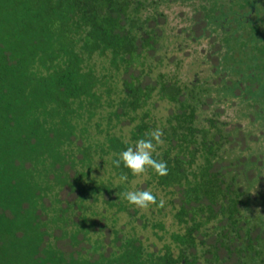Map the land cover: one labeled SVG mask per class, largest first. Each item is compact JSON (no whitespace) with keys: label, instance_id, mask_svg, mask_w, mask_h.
<instances>
[{"label":"trees","instance_id":"obj_1","mask_svg":"<svg viewBox=\"0 0 264 264\" xmlns=\"http://www.w3.org/2000/svg\"><path fill=\"white\" fill-rule=\"evenodd\" d=\"M155 1L0 0V264H219L233 254L240 264H264V229L257 222L243 225L238 205L247 197L239 190L237 173L222 167L223 160L237 164L229 153L224 156L226 134L218 125H195L200 93L189 91L188 100L175 82L148 75L154 73L146 64L149 54L163 47V13ZM96 57L106 73L97 74ZM117 73L124 96L108 100L115 101L109 115L136 111L154 89L178 103L162 125V151L153 154L167 163V175L148 169L145 183L157 205L161 199L173 203L176 191L182 193L172 221L182 226L179 230L164 227L162 207L150 205L141 212L146 209L128 203L124 193L138 191L135 178L143 175L133 176L123 163H113L136 140L149 138L152 125L143 115L128 139L111 133L107 147L97 151L100 158L110 156L108 177L83 181L77 169L70 177L86 201L62 206L58 190L52 191L70 184L61 175L79 157L76 152L83 161L91 159L90 142H75L76 117L103 104L98 82L109 75L116 85ZM201 145L206 151L198 155ZM197 156L200 163L192 166ZM41 209L52 213L44 217ZM123 215L164 229L168 238L153 231L161 245L150 248L152 242L135 233L136 224L129 232L117 225ZM105 226L112 232L107 240ZM66 237L70 245L85 240L90 246L74 256L73 249L58 245ZM196 243L201 262L196 253L184 251Z\"/></svg>","mask_w":264,"mask_h":264},{"label":"rangeland","instance_id":"obj_2","mask_svg":"<svg viewBox=\"0 0 264 264\" xmlns=\"http://www.w3.org/2000/svg\"><path fill=\"white\" fill-rule=\"evenodd\" d=\"M154 4L158 9L163 10L165 14V21L163 19L161 23L162 35L160 39L163 43V47L158 45L154 55L149 54V56L152 57H148L146 64L154 73L151 75L146 73L153 79L157 77L156 79L159 81L164 78L175 82V84L180 87L184 97L188 100H190L189 91L200 93L199 99L197 101L194 100V123L198 127L209 126L212 128L218 125L221 127V131L225 133L226 130V133H228L227 140L222 146L224 149V156L229 153L231 159L235 160L237 164L231 166L227 163L228 160H223L222 167L224 170L230 171V169H232L234 173H237L239 190L244 191L242 197H247V199H244L243 203L240 202L238 205L243 225L246 224L249 226L252 222L259 223V219L256 218L255 212L260 211L261 215L264 217V204L259 202L256 195L259 188L264 192V176L262 175L260 179H257L255 168L248 169L247 166L241 165L239 162L240 158L245 157H247L248 160L251 159L253 164L257 161H261L264 174V162H262L264 161V130L260 128L262 120L259 119V108L256 105V95L254 93L255 89L259 86H263V84H261L258 75L250 79L249 66H246V71L241 67L247 63H253L252 68H254L257 61L255 59L245 61L241 58H235V60L231 62L232 64L227 63L224 59L226 53L225 43L220 45V52L213 59L208 57L203 58V56L198 53L197 47H195L193 43L192 34L189 36L186 34V31L191 29L189 25L193 13L192 7L177 2L168 4L167 0H156ZM202 13L210 14L204 10ZM224 29L225 26L219 25H217L215 29L211 28L213 32L220 30L219 33L224 32ZM217 37L222 39L220 34H218ZM178 44H180V47H177ZM200 48L203 49V52H206L209 49V44L201 43ZM99 58L100 57H96L95 61L97 74L102 72L106 73L108 70L100 64ZM159 73H162V76H160ZM105 77L107 78L104 83L98 82V88L103 92V104L99 105L96 110L91 109L88 111L85 109L82 117H76L77 123L75 125L77 127L75 131L77 136L74 137L75 142L81 143L83 141H89L93 153L90 160L83 161L79 159L81 153L76 152L75 157H79L75 158L72 162L73 164L68 162L63 167L61 176L67 180L70 179V184H68V181L61 185V187L56 185L55 188L52 189V191L58 190L59 196L63 199L61 203L62 206L71 200V202L75 204H78V201L87 200L86 197L79 195L81 191H79L72 182L71 178L75 175L76 169L83 181H88L89 179L98 180L101 174H103L104 177L109 176V172L105 171V166L110 164V156L104 153L103 157L100 158L97 154L99 149L107 147L106 137L109 134H121L124 139H128L131 134V129L138 123L142 115L144 119L151 123L152 130L157 128L162 129V125L166 124L169 120L167 118H170L178 107L177 102H173L167 97L161 98L157 89H154L150 98L136 111L117 117L112 116V114L109 115L107 114V110L113 113L115 109L111 108L110 105L113 107L115 101H109V105L108 100L114 99V96L118 99L124 96L120 89L122 85V74H116V85H113V79L109 80V75ZM110 85H113V88H110ZM195 86H203L206 90L198 89ZM108 88L109 91L107 90ZM145 109H147L148 115L143 114ZM133 115L134 118H130V116ZM86 136L87 139H83ZM162 139L165 141L164 138ZM134 146L135 145L131 144V147ZM161 151L162 147L158 146L157 153ZM205 151L206 150L201 145L196 153L199 155ZM158 158L159 157H157V159ZM198 163H200V161L197 156L192 166ZM74 164L76 166H73ZM252 174L254 175L253 179L250 178ZM135 180L138 182L140 181L138 184L139 187H137L138 191L142 189L149 191V185L145 183L147 180L146 174H143L142 178L136 177ZM136 181H132V183L134 184ZM171 186L173 188L175 185ZM174 192L173 190L171 194L173 195ZM180 196H182V193L177 190L176 196L173 198V203L164 204L161 208V221L164 222V227L166 228L176 230L182 228V226L175 223V221L172 222L174 220L173 211L175 208L177 209L180 204ZM45 200V204H49V198L45 197ZM76 208L78 209L77 206ZM115 208V206L110 207L109 213H111V211L113 212ZM97 209L101 208L98 207ZM147 210L148 209L141 212ZM42 211L46 213H43L44 217L52 213L50 209H44ZM66 211L73 212L71 208H68ZM130 211L132 212V209ZM102 214L106 216L104 211ZM105 216H103V221L105 220ZM127 220L130 225L129 227L128 224H126ZM132 224L138 226L135 233L140 235L143 242H152L150 245L152 249H156L161 245V240L153 231H157L158 235L164 233V237L168 238V234L164 229H159V227L156 226L151 227L150 224L143 225V220L138 216L130 219L123 215L120 216L117 221V225L126 232L131 231ZM66 226L70 228V225ZM109 228V226H105L104 228L105 240L112 234V232L110 234ZM95 233H97V231H95ZM231 233H233V231H231ZM57 241L59 242L58 245L63 246L64 250L68 251L73 249L74 256H77V250L85 251L84 249L90 246V243L85 240L70 245L68 237ZM199 246L200 244L196 243L195 245L193 244L189 247H185L184 251L194 252L197 254L198 258L201 259L198 250ZM91 255L92 257H97L98 252H92ZM201 261L202 259L200 262ZM219 264L240 263L235 260L233 254L225 261L221 260Z\"/></svg>","mask_w":264,"mask_h":264},{"label":"flooded vegetation","instance_id":"obj_3","mask_svg":"<svg viewBox=\"0 0 264 264\" xmlns=\"http://www.w3.org/2000/svg\"><path fill=\"white\" fill-rule=\"evenodd\" d=\"M174 2L192 7L193 13L189 25L191 29L187 30L186 34L188 36L192 34L193 43L203 58L213 59L220 52V45L225 43L224 59L227 63L232 64L231 62L235 58H241L245 61L255 59L257 61L254 68H252L253 63H247L241 67L246 71V66H249L250 79L258 75L261 84H263V86L257 87L254 93L256 105L259 108V119L262 120L260 128L264 130V0H167L168 4ZM201 9L210 14H203ZM161 11L165 21L164 11ZM217 25L225 26L224 32L219 33L220 30L215 32L211 30V28L215 29ZM216 34H220L222 39L218 38ZM201 43L209 44V49L206 52L200 48ZM195 87L206 90L203 86ZM225 134L228 137L226 130ZM239 162L241 165L247 166L248 169L255 168L257 179H260L262 175L264 176L261 161L253 164L251 159L248 160L245 157L240 158ZM250 176L252 179L254 178L253 174ZM256 198L264 204V192L260 188ZM257 215L259 216V224L264 229V217L260 211L257 212ZM257 215L256 218L258 219ZM263 236L264 231H262L260 238ZM260 240H264V238ZM262 247H264V243Z\"/></svg>","mask_w":264,"mask_h":264},{"label":"clouds","instance_id":"obj_4","mask_svg":"<svg viewBox=\"0 0 264 264\" xmlns=\"http://www.w3.org/2000/svg\"><path fill=\"white\" fill-rule=\"evenodd\" d=\"M148 139H140L134 147H128L119 154V158L113 163L119 167L121 163L128 168L133 176H140L152 169L157 175H167L168 168L165 161H158L153 158V153H157L158 146L163 145V131L160 128L148 132ZM155 142V143H154ZM158 154V153H157ZM122 180H127V176H122ZM125 199L140 209H148L150 205H157V197L152 192L128 191L124 193ZM165 201L161 199L157 206L163 207Z\"/></svg>","mask_w":264,"mask_h":264}]
</instances>
